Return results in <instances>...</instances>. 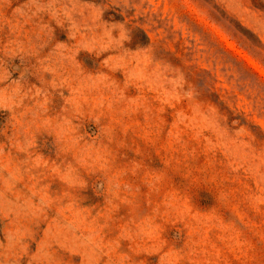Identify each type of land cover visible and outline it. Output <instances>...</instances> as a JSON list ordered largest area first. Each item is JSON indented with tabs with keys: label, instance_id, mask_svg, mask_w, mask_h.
Listing matches in <instances>:
<instances>
[{
	"label": "rangeland",
	"instance_id": "obj_1",
	"mask_svg": "<svg viewBox=\"0 0 264 264\" xmlns=\"http://www.w3.org/2000/svg\"><path fill=\"white\" fill-rule=\"evenodd\" d=\"M0 264H264V0H0Z\"/></svg>",
	"mask_w": 264,
	"mask_h": 264
}]
</instances>
